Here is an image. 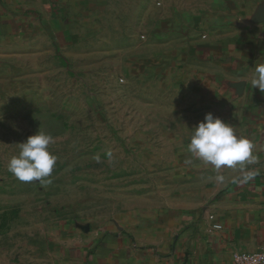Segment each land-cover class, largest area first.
I'll return each instance as SVG.
<instances>
[{
    "label": "crops",
    "instance_id": "1",
    "mask_svg": "<svg viewBox=\"0 0 264 264\" xmlns=\"http://www.w3.org/2000/svg\"><path fill=\"white\" fill-rule=\"evenodd\" d=\"M91 1L0 0V53L33 51L45 42L67 48L78 7L95 9ZM201 2L167 17L151 15L148 37L134 43L140 77L149 75L174 105L156 140V179L120 225L60 234L63 264H229L234 251L264 247V92L251 86L255 67L264 63V0ZM209 112L255 145L258 163L248 169L257 175L248 183L231 182L238 169L217 172L187 151L191 128ZM208 214L220 230L206 231Z\"/></svg>",
    "mask_w": 264,
    "mask_h": 264
},
{
    "label": "rangeland",
    "instance_id": "2",
    "mask_svg": "<svg viewBox=\"0 0 264 264\" xmlns=\"http://www.w3.org/2000/svg\"><path fill=\"white\" fill-rule=\"evenodd\" d=\"M91 3L95 9L78 7L67 48L45 42L0 53V264L65 263L60 234L120 225L156 179V140L174 105L149 75L140 77L134 43L148 37L151 15L202 2ZM37 130L55 139L50 183L22 182L7 168Z\"/></svg>",
    "mask_w": 264,
    "mask_h": 264
},
{
    "label": "clouds",
    "instance_id": "3",
    "mask_svg": "<svg viewBox=\"0 0 264 264\" xmlns=\"http://www.w3.org/2000/svg\"><path fill=\"white\" fill-rule=\"evenodd\" d=\"M251 86L264 92V63L255 67ZM191 129L187 151L192 157L211 165L217 172L223 167L238 169L240 175L233 177L232 183H248L255 178L257 171L248 169V165L258 163V156L254 154L255 145L248 138L237 135L232 125L209 112ZM53 143L55 139L52 135L37 130L19 143L18 153L7 164L8 171L22 182L50 183L46 178L51 176L57 161V156L51 153L49 147ZM108 156L111 157L110 152ZM96 159L99 161L98 156ZM186 163L191 164L192 160H186ZM215 179L225 182L223 175H217Z\"/></svg>",
    "mask_w": 264,
    "mask_h": 264
},
{
    "label": "built area",
    "instance_id": "4",
    "mask_svg": "<svg viewBox=\"0 0 264 264\" xmlns=\"http://www.w3.org/2000/svg\"><path fill=\"white\" fill-rule=\"evenodd\" d=\"M206 219L208 222L206 231L208 233L221 229V225L214 219L212 214H208ZM229 264H264V247L250 252L234 251L231 254V261Z\"/></svg>",
    "mask_w": 264,
    "mask_h": 264
}]
</instances>
